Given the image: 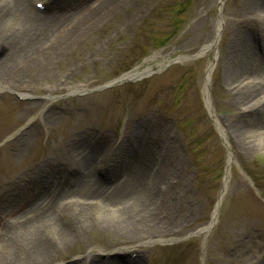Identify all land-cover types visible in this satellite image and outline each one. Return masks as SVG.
I'll list each match as a JSON object with an SVG mask.
<instances>
[{
    "label": "rangeland",
    "instance_id": "374dc122",
    "mask_svg": "<svg viewBox=\"0 0 264 264\" xmlns=\"http://www.w3.org/2000/svg\"><path fill=\"white\" fill-rule=\"evenodd\" d=\"M252 1L225 0L216 49L197 59L191 57L215 39L219 0H119L118 9H106L83 38L46 42L57 50L48 58L3 54L10 34H1L0 217L11 194L4 188L29 185L39 170H56L50 182L62 184L77 169L74 159L87 155L95 179L111 183L103 174L106 159L126 149L142 151L151 158L148 169L160 172L151 212L159 230L146 232L151 240L118 246L120 259L264 264V140L238 137L246 114L234 106V87L225 80L228 49L239 30L252 33L258 55L264 51L252 32L256 25L247 23ZM30 5L46 13L45 1ZM213 62L209 98L225 144L204 99ZM147 70L140 81L98 90ZM227 170L216 222L198 235L212 220ZM109 240L105 231H88L56 260L71 264L90 248L109 251Z\"/></svg>",
    "mask_w": 264,
    "mask_h": 264
},
{
    "label": "bare ground",
    "instance_id": "6f19581e",
    "mask_svg": "<svg viewBox=\"0 0 264 264\" xmlns=\"http://www.w3.org/2000/svg\"><path fill=\"white\" fill-rule=\"evenodd\" d=\"M43 1L47 5L46 13L33 10L30 0H0V35L10 34L4 41L3 54L48 58L57 50L47 43L83 38L90 25L102 19L106 9L120 6L119 0ZM252 2L247 23L256 25L257 29L252 32L264 50V2ZM223 3L219 0L218 7ZM221 23L220 15L215 39L200 50L201 54L215 51ZM248 34L240 30L234 34L228 49L225 80L230 81L229 87H234V106L246 114L238 137L258 143L264 140V51L262 55L255 52L252 33ZM40 46L43 48L39 49ZM214 63L207 69L203 91L206 109L215 121L209 98ZM146 73L150 71L133 72L125 79L137 81ZM126 150L106 159L103 174L111 177V183L95 179L91 160L86 155L77 162L74 159L77 169L65 183L50 182L56 170L45 168L37 171L29 185L20 181L9 189L5 187L11 194L3 208L6 214L0 217V264H60L56 254L95 229L109 233L107 246L110 250L90 248L82 261L77 259L71 264H145L142 255L120 259L122 250L116 248L151 240L154 235L146 232L159 230L151 212L153 192L160 188V172L148 169L151 158L142 151ZM228 170L212 220L196 232L198 235H207L216 222L229 179ZM66 209L67 215L64 214Z\"/></svg>",
    "mask_w": 264,
    "mask_h": 264
},
{
    "label": "water",
    "instance_id": "95a60500",
    "mask_svg": "<svg viewBox=\"0 0 264 264\" xmlns=\"http://www.w3.org/2000/svg\"><path fill=\"white\" fill-rule=\"evenodd\" d=\"M223 1H225V0H223ZM223 4H224V3H223ZM222 6H223V5H221V8L218 7V11H219L218 14H219V17H220V14H221ZM202 56H203V54H201V51H200L198 54H196L195 56L191 57V59H197V58H200V57H202ZM177 62H178V61L176 60V61L171 62L170 64H175V63H177ZM159 72H161V70H159ZM126 76H127V75H124V76H122L121 78L115 80L114 82H112V83H110V84H108V85H106V86H103L102 88H100V89H98V90H104V89H107V88H111V87H114V86L120 85V84H122L123 82L127 81V79H125ZM142 78H143V77H142ZM142 78H141V79H142ZM210 118H212L211 115H210ZM213 122H214V124H215V126H216V131H217V133L219 134L221 140H222L223 143L225 144V142H224L225 137H224V135H223V133H222V131H221V128L218 126V124H217L214 120H213ZM224 194H225V193H224ZM224 194H222V195L224 196ZM219 199H220V198H219ZM211 229H212V228H210L209 231H210Z\"/></svg>",
    "mask_w": 264,
    "mask_h": 264
}]
</instances>
